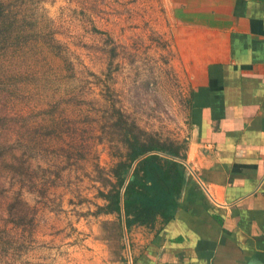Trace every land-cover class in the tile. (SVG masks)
Here are the masks:
<instances>
[{
  "label": "rangeland",
  "instance_id": "obj_1",
  "mask_svg": "<svg viewBox=\"0 0 264 264\" xmlns=\"http://www.w3.org/2000/svg\"><path fill=\"white\" fill-rule=\"evenodd\" d=\"M167 10L0 0V264H128V233L97 214L121 131L190 138L191 88ZM17 197L27 207L10 208Z\"/></svg>",
  "mask_w": 264,
  "mask_h": 264
},
{
  "label": "crops",
  "instance_id": "obj_2",
  "mask_svg": "<svg viewBox=\"0 0 264 264\" xmlns=\"http://www.w3.org/2000/svg\"><path fill=\"white\" fill-rule=\"evenodd\" d=\"M190 93L173 218L128 232V264H264V0H162Z\"/></svg>",
  "mask_w": 264,
  "mask_h": 264
},
{
  "label": "trees",
  "instance_id": "obj_3",
  "mask_svg": "<svg viewBox=\"0 0 264 264\" xmlns=\"http://www.w3.org/2000/svg\"><path fill=\"white\" fill-rule=\"evenodd\" d=\"M120 142L123 150L102 184L106 190L98 191L103 205L97 214L114 215L120 233L173 218L185 185L186 141H162L125 124ZM16 200L10 208L27 207Z\"/></svg>",
  "mask_w": 264,
  "mask_h": 264
}]
</instances>
